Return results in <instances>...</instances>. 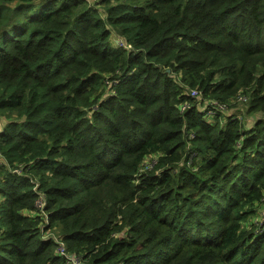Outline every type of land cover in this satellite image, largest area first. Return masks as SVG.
Wrapping results in <instances>:
<instances>
[{"label": "trees", "instance_id": "trees-1", "mask_svg": "<svg viewBox=\"0 0 264 264\" xmlns=\"http://www.w3.org/2000/svg\"><path fill=\"white\" fill-rule=\"evenodd\" d=\"M0 117V264H264V0H0Z\"/></svg>", "mask_w": 264, "mask_h": 264}, {"label": "built area", "instance_id": "built-area-1", "mask_svg": "<svg viewBox=\"0 0 264 264\" xmlns=\"http://www.w3.org/2000/svg\"><path fill=\"white\" fill-rule=\"evenodd\" d=\"M126 46L129 47L130 45L127 44ZM188 95L191 96L192 98L196 99V100H200V102L202 100V102H204V103L213 104L218 109L225 108L224 103H222V102H218L216 100H208V101L204 100V98L202 97V93L198 88H191L190 90H188ZM238 98H240L242 100L245 99V97L242 94H238ZM188 106H189L188 101L183 100V101H181V103L179 105V109H180V111H183ZM203 107L204 106L200 104V106L198 108L202 109ZM38 205H39V207H41L42 203L39 202ZM29 213L34 214V212H29ZM44 223H47V219H45V221L41 224L42 230L44 232H46V235H52L53 238L57 239L58 234L52 231L54 229V227H52V228L44 227ZM57 254L65 256L67 258L68 264H84L81 256L67 253L65 251V246L61 241H59V245L57 247Z\"/></svg>", "mask_w": 264, "mask_h": 264}, {"label": "rangeland", "instance_id": "rangeland-1", "mask_svg": "<svg viewBox=\"0 0 264 264\" xmlns=\"http://www.w3.org/2000/svg\"><path fill=\"white\" fill-rule=\"evenodd\" d=\"M91 3V2H90ZM37 4V3H34ZM93 4V3H92ZM101 8V7H99ZM119 36L112 30L111 31V36H110V41L111 43H116L118 45H121V42L118 40ZM240 92V91H239ZM243 93V92H241ZM245 94V93H243ZM247 96V94H245ZM207 98H204V100H206ZM245 100V99H244ZM247 101H230L229 104H227V108L225 111V114H235L238 116V118L240 119V121L242 122V124H244L245 126H249L252 124L254 118H256L258 116L257 113L255 112H247V106L248 104L246 103ZM2 117H0V128L3 126L2 124ZM208 119L210 120L211 117H208ZM153 156H148L147 158L145 157L143 160L142 164H147L150 162V160L155 159L152 158ZM1 199V197H0ZM258 210L260 211V218H262V222L264 223V203L263 205L258 208ZM25 213H27V211H24Z\"/></svg>", "mask_w": 264, "mask_h": 264}, {"label": "clouds", "instance_id": "clouds-1", "mask_svg": "<svg viewBox=\"0 0 264 264\" xmlns=\"http://www.w3.org/2000/svg\"><path fill=\"white\" fill-rule=\"evenodd\" d=\"M119 40V39H118ZM210 117V116H209ZM25 211H27V214H29V215H31L29 212L30 211H28V210H25ZM51 228V227H50ZM53 232H54V230H52ZM72 254V253H71Z\"/></svg>", "mask_w": 264, "mask_h": 264}]
</instances>
